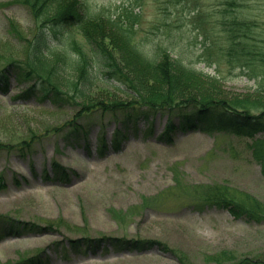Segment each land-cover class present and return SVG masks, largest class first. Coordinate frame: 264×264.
I'll return each instance as SVG.
<instances>
[{
	"label": "rangeland",
	"instance_id": "1",
	"mask_svg": "<svg viewBox=\"0 0 264 264\" xmlns=\"http://www.w3.org/2000/svg\"><path fill=\"white\" fill-rule=\"evenodd\" d=\"M90 1L111 11L132 9L136 41L144 51L166 49L186 66L217 78L218 96L264 101V73H242L241 63L225 55L228 42L218 24L220 12L235 2L234 13L254 24L256 47L263 50L264 0ZM9 22L27 40L33 37L34 21L19 0H0V67L21 58L28 46L11 34ZM9 73L8 92L0 94V144H15L30 133L39 140L26 159L0 151V177L6 184L0 189V264L36 255L41 264H215L211 256L264 257V223L200 206L195 193L224 185L264 202V178L251 155V138L209 128L158 139L166 116L157 113L136 123L138 135L118 139V150L110 146L114 125L109 120L105 135L93 133L70 147L59 129L75 109L39 103L34 99L41 92ZM100 88L92 94L122 96ZM22 93L28 96L18 98ZM149 124L152 132L143 136ZM97 144L108 146L104 154L94 149ZM52 165L67 169V178L60 179ZM46 173L50 180L44 179ZM18 222L27 230L10 232ZM30 225L42 229L28 232ZM98 239L106 241L96 246ZM78 240L81 246L75 250L71 242Z\"/></svg>",
	"mask_w": 264,
	"mask_h": 264
},
{
	"label": "trees",
	"instance_id": "2",
	"mask_svg": "<svg viewBox=\"0 0 264 264\" xmlns=\"http://www.w3.org/2000/svg\"><path fill=\"white\" fill-rule=\"evenodd\" d=\"M19 2L34 21L33 37L27 40L9 22L11 34L14 32L13 35L26 41L28 46L21 58L11 59L0 67V93H7L8 75L14 71L17 81L35 83L32 88L37 87L41 92V97L36 99L39 103L47 100L54 107H73L72 118L59 129L68 145L73 146L81 136L92 131L103 133L106 120L116 125L115 134L126 137L129 132L137 133L135 126L139 120L148 122L153 114L163 113L166 121L158 139L171 140L177 131L209 128L246 137L262 133L249 147L264 178V101L260 100L263 98L220 97L217 78L186 66L166 49L155 48L151 54L144 51L136 41L137 14L128 7L111 11L90 0ZM227 7L220 12L218 23L228 42L225 55L233 57L238 66L241 63L242 73L263 74L264 49L256 47L252 35L254 24L239 19L233 11L238 7L235 2L227 3ZM205 61L210 62L208 55ZM97 86L105 93L114 89L124 97L116 94L94 96L92 92ZM144 132H152L150 124ZM38 140L36 133H30L15 144H0V151L26 159L34 154V143ZM104 149L100 146L97 152L103 154ZM52 166L60 179L67 178L63 168ZM49 177L48 173L44 175L46 180H50ZM5 187L0 177V189ZM200 188L195 192L198 205L227 210L234 219L247 223H264V202L224 185ZM25 225L18 222L10 231L26 230ZM41 229L35 225L29 227L35 233ZM105 241L98 239L93 243L99 246ZM87 242L91 245L90 240ZM110 242L114 245L124 243L121 240ZM71 243L75 248L80 246L79 240ZM210 260H215V264L226 260L228 264H264V257L257 256H244L234 261L225 254L211 256ZM40 263L39 258L33 257L19 264Z\"/></svg>",
	"mask_w": 264,
	"mask_h": 264
}]
</instances>
